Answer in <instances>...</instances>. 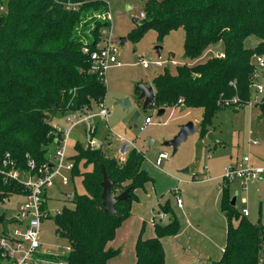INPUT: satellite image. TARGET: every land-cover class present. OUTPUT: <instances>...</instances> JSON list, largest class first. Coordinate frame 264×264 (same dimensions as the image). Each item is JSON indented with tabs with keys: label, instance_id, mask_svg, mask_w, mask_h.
<instances>
[{
	"label": "trees",
	"instance_id": "trees-1",
	"mask_svg": "<svg viewBox=\"0 0 264 264\" xmlns=\"http://www.w3.org/2000/svg\"><path fill=\"white\" fill-rule=\"evenodd\" d=\"M4 0H0V8ZM0 14V201L26 192L22 180L7 174L11 169L35 172L48 161L57 136L54 120L73 111L85 112L105 100L106 74L92 71L91 54L111 26L106 0H7ZM145 18L137 19L128 38L139 40L155 29L159 40L172 30H185L184 57L195 59L210 45L222 42L225 57L215 55L195 65L166 68L153 78L155 104L159 108L202 107L201 134L209 132L214 115L224 107L221 99L239 96L246 105L252 97L255 54L264 56V0H146ZM260 38L254 48L245 40ZM140 86H138V89ZM264 117V101L258 103ZM231 108V107H230ZM233 108V107H232ZM238 109V108H235ZM94 130V131H93ZM96 128L90 127V138ZM104 145L92 147L77 141L72 158V180L81 178L84 193L75 191L74 207L55 214L56 233L69 242L67 255L44 254L66 264H109L121 252L108 247L117 230L129 219L138 201V188L152 181L143 168L145 156L131 147L125 160ZM7 153L14 165H5ZM102 166L114 180L118 195L130 188V196L116 204V213L105 211L102 200ZM229 183L224 182L223 210L228 218L227 243L218 261L202 264H261L264 258V224L253 223L231 203ZM47 199L42 206L48 211ZM162 211L171 220L156 223L155 235L142 227L135 244V264H166L162 238L176 235L181 224L169 202ZM49 213V212H48ZM8 220L0 213V223ZM13 221L17 218L13 217ZM7 236L4 228V234Z\"/></svg>",
	"mask_w": 264,
	"mask_h": 264
},
{
	"label": "rangeland",
	"instance_id": "rangeland-1",
	"mask_svg": "<svg viewBox=\"0 0 264 264\" xmlns=\"http://www.w3.org/2000/svg\"><path fill=\"white\" fill-rule=\"evenodd\" d=\"M106 1L109 4L111 32L118 47L119 62L107 68L105 100L95 103L90 109L95 115L89 123L82 121L77 124L70 136L68 154L75 153L77 141L85 146L89 144V131L93 126L96 128L94 138L98 145H104L105 150L118 151L125 141H132V146L143 152V168L153 178L144 189L135 190L139 198L133 203L131 216L117 230L116 237L108 243V247L121 249L109 264H135L136 237L144 225L145 236L151 237L155 235L156 223H166L172 219L171 213L162 211L161 208V205L168 202L180 221L181 229L176 235L162 238L166 264H202L206 259L218 261L222 258L227 243L228 218L223 210L224 175L231 165L246 155L251 157L254 165L264 163V117L261 116L259 102L246 104L238 109H221L214 115L209 132L205 135L201 134L202 107H169L160 115V108L152 102L143 110L144 100L139 99L142 92L140 87L138 89L140 84L152 86L153 78L166 68L175 73L178 65L204 62L223 52L224 45L222 42L210 45L201 56L187 59L184 57L183 28L172 30L162 40H159L155 29H150L139 40L134 41L128 37L135 28L137 19L145 18L141 13L146 0ZM6 3L7 0H4L1 5V15L7 11ZM123 37L127 38L125 44H121ZM259 41L258 36L251 35L245 40V45L247 48H254ZM158 45L163 46L161 56L156 51ZM158 60L162 62L161 65L157 64ZM145 62L149 64L148 67L144 66ZM253 63L257 66L256 60ZM260 81L264 84V70L260 71ZM123 97L132 102L130 110L117 103V99ZM263 98L264 92L260 100ZM103 107H107L109 111L107 117L99 114ZM137 110L141 112V117L136 124H130L129 120ZM147 116L152 117L153 123L141 131L139 126ZM189 121L194 122L196 132L173 154V148L165 145V142L174 138L180 131V126ZM53 124H65L64 117L55 118ZM161 152L168 153V156L157 166L155 161ZM186 168L190 169V174L183 172ZM62 174L71 176L66 170ZM228 188L231 198L237 197L236 209L242 212L243 208H247L249 215L246 218L253 223L264 224V177L250 180L246 187L236 179L229 183ZM175 189L182 199V207H178L176 203ZM75 191L85 192L81 178H71L67 185L58 181L54 187L49 188V213L45 211L41 224L40 239L43 246L28 264H63L62 261L46 259L43 255L53 253L65 256L69 253V242L56 233L54 216L64 206L74 207L68 194ZM25 205L23 195H12L0 204V213L5 214L7 219L19 216L9 225L11 230H25ZM162 213L165 214L163 217ZM129 223L130 226L135 225L134 231H129L132 232V238L128 244L123 238V232L128 231V227L124 226ZM3 234L4 225L0 223V237ZM262 247L264 249V242ZM0 264L9 262L0 260Z\"/></svg>",
	"mask_w": 264,
	"mask_h": 264
},
{
	"label": "built area",
	"instance_id": "built-area-1",
	"mask_svg": "<svg viewBox=\"0 0 264 264\" xmlns=\"http://www.w3.org/2000/svg\"><path fill=\"white\" fill-rule=\"evenodd\" d=\"M141 15L142 17H145V12L142 11ZM107 18L111 21L110 13ZM111 28L112 23L111 26L103 30L102 39L97 43L93 50L88 47L84 48L85 52L91 54V59L93 61L91 68L93 72L106 74V70L110 65L119 62L117 57L118 47L114 42ZM217 55L225 57V54L221 52ZM253 60L257 61V66L250 85L253 95L247 103L251 105L263 101V99H260L262 92H264V84L260 81V71L264 70V56L255 54L252 57V63ZM157 64L161 65L162 62L158 60ZM253 64L255 65V63ZM144 66L148 67L149 64L145 62ZM219 104L224 107L231 108L245 106L240 97L237 95L232 98L221 99ZM99 114L103 117H107L109 114L107 107H103ZM94 115L95 114L91 113L90 110H86L85 112L73 111L68 115H65V124H54L57 136L52 149L50 150L49 159L46 163L40 166L35 172L31 171L36 166L33 161L29 163L32 168L29 171L24 172L19 169H11L7 172L9 177L22 180L23 184L26 186V192L21 195H23L26 199V205L24 206L23 211L27 220L24 231H21L20 229L11 230L9 228L7 236L0 237V260H7L9 264H28L29 261L35 259V255L41 251L43 246L40 239L41 224L43 214L45 213L42 206L45 201L49 199L48 190L49 188L54 187L58 181L63 185L70 183L72 176L68 177L62 174L63 170L71 173L75 167L74 159L70 154H68V146L71 139L70 136L79 122L87 121L89 123ZM152 123V117L147 116L144 123L139 126V129L144 131ZM89 144L92 147L98 146V142L95 138H90ZM131 147H133L132 141H125L123 145L118 148L117 155L120 160L126 159L128 151ZM167 156L168 153L161 152L155 161L156 165H161L162 161ZM7 157L8 159L4 161V164L6 166L14 165V161L9 159L10 153H7ZM260 177H264V163L261 165H254L251 157L246 155L228 168L226 174L224 175V181L230 183L238 179L243 186L246 187L250 180L258 179ZM175 192L177 194L176 203L178 207H182L183 202L178 194V190L175 189ZM59 212L60 210H58L57 213ZM242 213L243 215L248 216L249 210L247 208H243ZM164 215L165 214L163 213L161 214L162 217ZM18 217L19 216H16L17 219ZM70 249L71 248L69 246L68 250L70 251ZM62 263L66 264L64 261H62ZM261 264H264V258L261 260Z\"/></svg>",
	"mask_w": 264,
	"mask_h": 264
},
{
	"label": "water",
	"instance_id": "water-1",
	"mask_svg": "<svg viewBox=\"0 0 264 264\" xmlns=\"http://www.w3.org/2000/svg\"><path fill=\"white\" fill-rule=\"evenodd\" d=\"M127 41V38L123 37L121 39V44H125V42ZM156 51L158 56H161L162 52H163V46L158 45L156 47ZM142 92L140 94L139 99L144 100L143 103V110L147 109V107L154 102L155 100V89L153 86H148L145 84H140L139 85ZM264 101V98H263ZM117 103L121 104L124 109L126 110H130L131 107L133 106L132 102L130 101L129 98L127 97H123V98H119L117 99ZM167 111V108H160L159 109V114L163 115L165 112ZM141 117V112L139 110H137L133 116L130 118L129 123H137L139 118ZM137 126V125H136ZM196 132V126L194 124V122L189 121L183 125L180 126V131L178 132V134L176 136H174V138H172L171 140H168L165 142V145L170 146L173 148V154H175L178 149L179 146L186 141L190 135L194 134ZM210 136H212L210 134ZM219 142V141H218ZM184 173L190 174V169L186 168L183 170ZM102 174H103V181H102V187H103V191H102V200H103V206L106 212L108 213H116V204L119 203L122 200H127L130 196V188H127L126 190H124L123 192H121L118 195H114L112 192V186L114 184V180H112L105 168L102 166ZM73 194L69 193L68 194V198H72ZM236 199L237 197H233L231 203L233 205L236 204ZM14 222L13 220H5L4 222V228H5V232L6 234H8L9 232V225Z\"/></svg>",
	"mask_w": 264,
	"mask_h": 264
},
{
	"label": "crops",
	"instance_id": "crops-1",
	"mask_svg": "<svg viewBox=\"0 0 264 264\" xmlns=\"http://www.w3.org/2000/svg\"><path fill=\"white\" fill-rule=\"evenodd\" d=\"M112 146V145H111ZM111 146H109L110 148H111ZM115 151V153H117V151L116 150H114ZM128 220V219H127ZM126 220V221H127ZM135 225V224H134ZM134 225L132 224V226H130V223L129 224H127L126 226H124V227H128V231H126V232H123L122 230V232H123V238L125 239V241L129 244V242H130V240H131V238H132V232L134 231ZM126 230V229H125ZM129 231H132V232H129ZM139 236V235H138ZM137 239H138V237H136V241H137ZM135 244H136V242H135Z\"/></svg>",
	"mask_w": 264,
	"mask_h": 264
}]
</instances>
